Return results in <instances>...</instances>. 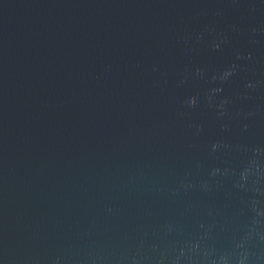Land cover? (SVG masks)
<instances>
[{
    "label": "water",
    "instance_id": "1",
    "mask_svg": "<svg viewBox=\"0 0 264 264\" xmlns=\"http://www.w3.org/2000/svg\"><path fill=\"white\" fill-rule=\"evenodd\" d=\"M0 264H264V0H0Z\"/></svg>",
    "mask_w": 264,
    "mask_h": 264
}]
</instances>
